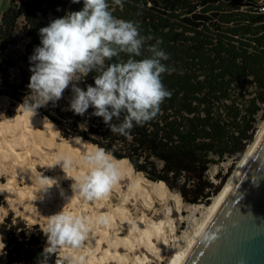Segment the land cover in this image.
<instances>
[{
  "label": "trees",
  "instance_id": "obj_1",
  "mask_svg": "<svg viewBox=\"0 0 264 264\" xmlns=\"http://www.w3.org/2000/svg\"><path fill=\"white\" fill-rule=\"evenodd\" d=\"M108 3L115 17L137 22L141 34L153 38L145 47L162 41L160 47L169 55L164 63L173 69L162 74L170 98L154 118L134 125L127 136L112 133L92 107L81 116L57 101L55 113L45 106L36 112L47 114L64 137H82L117 159H128L137 172L164 181L186 203L209 205L254 142L260 112L264 119V0H123V7ZM82 7L83 0H20L4 11L0 95H8L12 106L32 102L29 58L40 46L39 29ZM19 41L24 42L20 58L25 67L12 80L9 68L16 63L8 50ZM147 55L144 51L136 59ZM96 75L93 71L83 78L81 88L94 86ZM7 112L13 115L14 110ZM229 157V172L220 171L216 183L208 171ZM44 230L10 212L0 222V264H65L59 257L61 245L46 251L51 245Z\"/></svg>",
  "mask_w": 264,
  "mask_h": 264
},
{
  "label": "clouds",
  "instance_id": "obj_2",
  "mask_svg": "<svg viewBox=\"0 0 264 264\" xmlns=\"http://www.w3.org/2000/svg\"><path fill=\"white\" fill-rule=\"evenodd\" d=\"M112 3L123 7V0ZM260 11L264 13V8ZM39 35L40 46L29 58L32 75L28 89L33 99L25 105L33 115L49 102L59 101L71 84L74 95L70 110L83 116L92 107L93 115L102 117L112 133L127 136L134 125L154 118L161 103L171 96L162 82V74L173 70L164 63L169 55L160 47L162 41L157 39L155 44L145 47L153 38L142 35L137 22L115 17L108 0H83L81 10L54 19L39 29ZM144 51L148 55L136 59ZM121 54L127 59L121 58ZM93 71L97 73L94 86H77L76 82ZM114 119L120 123H113ZM83 163L87 171L71 178L74 193L89 201L103 198L118 179L111 155L97 147L84 156ZM57 164L66 173L73 161L63 157ZM56 183L45 177L42 191ZM86 231L85 222L79 217L63 211L51 215L44 230L51 245L46 251H54L55 246L63 244L78 246Z\"/></svg>",
  "mask_w": 264,
  "mask_h": 264
},
{
  "label": "bare ground",
  "instance_id": "obj_3",
  "mask_svg": "<svg viewBox=\"0 0 264 264\" xmlns=\"http://www.w3.org/2000/svg\"><path fill=\"white\" fill-rule=\"evenodd\" d=\"M53 125L47 117L39 116L37 113L33 115L31 111L26 109L22 113L0 119V165L4 166L6 171L13 172L14 178L18 175L33 176V173L29 171L32 170L31 168L37 167L36 162H47L50 165L54 163L53 157L47 154L42 145L49 148L56 146L59 153H63L64 156L71 158L77 164H82L84 160L79 155L80 153H77L79 148L85 145L95 150L98 147L91 141L81 138H73L69 142H56L54 138L56 131ZM263 137L264 121L257 130L254 142L247 147L244 156L235 166L221 191L213 197L209 205H206L204 217L196 224L193 235L189 237L187 245L183 246L182 249H180L178 239L175 236L176 230L174 221L171 219L170 208L166 211L165 218L158 222L151 218L152 216L149 217L145 211L134 214L135 211L132 212L128 206V203L131 204L130 202H141L140 204L144 208L152 209L155 196L166 201L172 195L169 186L165 182L149 180L142 173L135 174L134 166L129 160L117 159L111 156L117 166L118 173L124 171V175L130 179L126 191L121 187L119 181H116L103 198L92 201L86 200L78 193H74L72 189L74 181L71 178L81 175V171L72 166L65 169L66 173L64 172L62 176L59 175V178L57 176L50 177L56 180L57 183L49 190L48 202L37 205L35 200H29L26 203L20 198L22 197L20 195L19 202L23 205L25 211L34 214L43 213L44 216L50 217L63 211L66 214L79 217L85 222L87 229L85 237L88 240L85 248L76 249L65 245L62 249L66 253H72L74 260L79 264H152L154 261L161 264L164 250L159 248V243L163 242L165 244L164 249L167 251L170 248L171 241H174L178 247L171 253L172 256L168 264H184ZM88 151H91V149ZM34 154L37 159L32 157ZM56 154L59 156L58 153ZM27 164L30 166L27 167ZM59 168H62L61 165H59ZM68 179L71 181L70 186L64 187L61 180ZM29 184L31 185L27 184L28 191H32L35 187L32 186V183ZM57 186H59V189H57ZM4 189L7 188L0 187V191ZM5 192L13 205L16 198L12 193ZM110 193L119 197L120 202L118 204L113 202ZM177 195L175 196L178 197V202H180L182 197L179 194ZM35 197L40 199V193L37 192ZM139 208H136V211ZM5 213L6 209L0 206V218ZM141 221L145 223L144 228L140 225ZM124 231H128V233L123 235Z\"/></svg>",
  "mask_w": 264,
  "mask_h": 264
},
{
  "label": "rangeland",
  "instance_id": "obj_4",
  "mask_svg": "<svg viewBox=\"0 0 264 264\" xmlns=\"http://www.w3.org/2000/svg\"><path fill=\"white\" fill-rule=\"evenodd\" d=\"M19 2H20V0H0V22H1V18H2L4 11L6 9H8V7L11 5V3L17 4ZM8 51H9V54L11 55V57H13L14 62L16 63L15 66H11L9 68V78L12 80H14V79L17 80L21 76L20 72H19L20 68L25 67L24 62H22L21 58H20L21 54L25 52L24 42L19 41L18 43L13 44L9 48ZM33 53H34V50L32 51V54ZM81 81L76 82L77 86L81 87ZM71 88H72V86L70 84L68 89H66L64 91L63 97L58 101V104L61 105L63 108H68L70 105V101L73 98L74 94H73ZM45 107L47 109H49V111L55 113L56 103L53 104L52 102H49ZM9 108L14 110L13 115L8 114L7 111ZM25 108L26 107H23L21 104H17V105L12 106L11 105V99L8 97V95H3V94L0 95V119L14 116L17 113H22ZM36 113L39 116L47 117L48 119L51 120L52 124H54L53 126H55V131H56L54 138H55L56 142H69L71 139H73V138L64 137L61 134L60 128L54 123V121L47 114L38 113V112H36ZM258 117H259V121H258V128H259L261 123L264 121V119H260L261 118V112L258 114ZM74 138H82V137H74ZM84 140H86V139H84ZM88 141H90V140H88ZM83 146L77 150V153L78 154L80 153L79 155L82 156V158L84 159V156L87 153L94 151V149H92L88 146H85V145H83ZM55 147L49 148V147H46V145H45V147H44V145H42V148L45 149L47 154H50L53 157L52 160L54 161V163H52V165H50L47 162H44V163L43 162H41V163L36 162L37 167L34 169L31 168L32 169L31 171L28 170L30 173H33V176H27V175L19 176L18 175L16 178H14L13 172L6 171L5 167L0 165V187L2 188V186H4L7 188V189L0 191V206L6 209V213L4 214L3 217L0 218V222L3 221V219L10 212H14L15 217L20 216V217L26 219L31 224L39 223L44 229H46L50 217L44 216L43 213L34 214V213L29 212V211H25L23 208V205L19 202V195L22 196L20 198H22L24 201H26V203L29 202V200L30 201L35 200L37 205L38 204L41 205L44 202L45 203L48 202L47 197L49 195V190H51V188L47 189V191L41 190L44 187L45 177L50 178V177L57 176L59 178V175H61V176L64 175L63 169L59 168L60 164H57V163L61 162L62 158L66 157V156H64L63 153H59L58 148L57 147L55 148ZM87 147H88V150L91 149V151H88L86 149ZM82 148H84V149H82ZM56 153H58L59 156H57ZM32 157L37 159L35 154L32 155ZM124 160H128V159H124ZM232 163H233V158H230V157L226 158L224 161L212 165V167L208 171V174L217 183L220 181L218 176H217L218 173L220 171H222L223 174L228 173L229 168L232 165ZM236 165H237V163H236ZM26 166L29 167L30 165L27 164ZM73 166L75 168H77L79 171H81V174H83L87 171V167L84 163H82V164L78 163L77 164V162H73ZM124 173H125L124 171H121L120 173H118V180L117 181H119L121 187L126 191L128 189L130 179L128 178V176L124 175ZM134 173L138 174V173H142V172H137L135 170ZM229 176H228V178H229ZM228 178H227V180H228ZM61 182L63 183L64 187H68V186H70L71 181L68 179V180H63V181L61 180ZM26 183L28 185H31L29 183H32V186L35 188L32 191L31 190L28 191V187H27L28 185ZM143 185L147 186L145 183H143ZM57 189H59V186H57ZM5 191L12 193V195H14V197L16 198V200L13 202V205H12V203H10L11 200L8 199L9 197L6 195ZM37 192L40 193V197H41L40 199H37L35 197ZM170 192L172 195L166 201L160 200L155 196V198H154L155 203H154V207L152 209H148L146 207L144 208V206H142L140 204L141 202H138V203L130 202L131 204L128 203V206L131 208L132 212L135 211L134 214L136 212H139V214H140V213L145 211L149 215V217L152 216L151 218H153L155 221H158V222L162 221L165 218L166 213H167L166 211H168V208H170L171 219H173V221H174L175 230H176L175 236L178 239L180 249H182L183 246L185 247V245H187V243L189 241V237L193 235L194 229L197 226L196 224H198L199 221H201L202 218L204 217V211H206V204H204V203L189 204V203H186L183 200V198H181V201L178 202V197H176V196H178L177 194H179V195H181V194L179 192L173 191L171 189H170ZM111 196H112L113 202L115 204H118L120 202V199L117 195L111 194ZM10 205H12V206H10ZM136 208H139L138 211H136L137 210ZM136 214H138V213H136ZM140 225L142 228L145 227V223H143L142 221L140 222ZM127 233H128V231H124L123 235H125ZM90 234H92V232H90ZM87 244H88V240L86 237L78 246H71L68 244H63L60 246V249H59V257L61 258V260L65 264H79V262H76L74 260L72 253H70V254L66 253L62 249L65 245H66V247H73L76 249L85 248V246ZM0 246H1V241H0ZM176 247H178V245H176L174 243V241H171L170 248H169V250L166 251L164 249L165 244L163 242L159 243V248L164 250V256H163V259L161 261L162 262L161 264H168L169 263V260L172 256L171 253L176 250ZM152 264H158V262L154 261Z\"/></svg>",
  "mask_w": 264,
  "mask_h": 264
},
{
  "label": "water",
  "instance_id": "obj_5",
  "mask_svg": "<svg viewBox=\"0 0 264 264\" xmlns=\"http://www.w3.org/2000/svg\"><path fill=\"white\" fill-rule=\"evenodd\" d=\"M184 264H264V137Z\"/></svg>",
  "mask_w": 264,
  "mask_h": 264
}]
</instances>
